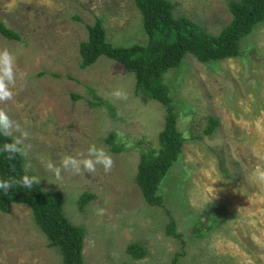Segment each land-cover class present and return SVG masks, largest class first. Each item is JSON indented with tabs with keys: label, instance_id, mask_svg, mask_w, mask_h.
<instances>
[{
	"label": "rangeland",
	"instance_id": "obj_1",
	"mask_svg": "<svg viewBox=\"0 0 264 264\" xmlns=\"http://www.w3.org/2000/svg\"><path fill=\"white\" fill-rule=\"evenodd\" d=\"M168 1L175 17L216 35L231 21L228 3L237 0ZM96 19L113 47L146 43L133 0H0V23L21 39L0 36V49L14 54L24 74L0 110L19 124L13 136L27 133L24 165L43 191L62 194L64 214L84 227V264H172L176 254L180 264H264V185L250 179L264 163L257 159L264 156V23L240 41L237 58L203 65L186 55L164 76L185 143L159 191L163 207H153L135 174L140 153L157 149L166 113L135 94L134 76L121 65L101 57L80 68L79 44ZM117 90L126 98L113 96ZM100 100L108 106L89 105ZM210 117L219 124L206 136ZM111 134L122 153L106 143ZM90 144L110 154L109 171L62 167L67 155L86 156ZM84 193L94 199L81 213L76 202ZM169 215L181 240L166 234ZM133 244L145 251L142 259L127 253ZM0 264H62L25 205L0 212Z\"/></svg>",
	"mask_w": 264,
	"mask_h": 264
},
{
	"label": "trees",
	"instance_id": "obj_2",
	"mask_svg": "<svg viewBox=\"0 0 264 264\" xmlns=\"http://www.w3.org/2000/svg\"><path fill=\"white\" fill-rule=\"evenodd\" d=\"M140 13L144 45L113 47L107 42L101 19L86 26L87 39L79 44L80 68L86 69L104 57L123 67L135 79V94L160 104L166 113L163 130L157 136V149L141 152L135 174V184L149 206L163 207L159 195L169 172L180 160L185 139L177 128V116L163 78L169 70L177 69L186 55L192 56L203 65L217 63L239 56L240 41L264 23V0H237L228 3L231 21L218 34L211 35L198 24L184 17L174 16V5L168 0H133ZM0 36L9 42H20V36L0 23ZM95 100L97 96L90 90ZM78 97H74L77 99ZM92 107L108 106L107 102L89 103ZM219 122L210 117L203 130L204 135L212 136ZM191 134L189 135L190 138ZM191 139V138H190ZM5 142L0 138V145ZM114 154L124 151L113 134L106 140ZM24 156L8 160L0 154V179L19 180L23 175ZM32 175L31 173H29ZM94 199L90 193L81 194L76 202L81 213ZM64 198L60 192H45L40 184L31 190L13 187L7 195L0 192V212L8 214L11 205L27 206L35 226L57 249L62 264H84L83 242L85 229L71 223L64 214ZM194 231L201 233L200 228ZM166 234L177 240L182 235L176 232L175 222L169 215ZM133 259H142L145 251L136 244L127 248ZM180 254H176L172 264H180Z\"/></svg>",
	"mask_w": 264,
	"mask_h": 264
},
{
	"label": "clouds",
	"instance_id": "obj_3",
	"mask_svg": "<svg viewBox=\"0 0 264 264\" xmlns=\"http://www.w3.org/2000/svg\"><path fill=\"white\" fill-rule=\"evenodd\" d=\"M20 75L24 74L18 73L15 67L14 54L7 48L0 49V102L12 99L14 89L17 87V79ZM112 95L117 98H126L125 94L119 90L113 92ZM14 129L19 131V124H16L7 112L0 110V138L5 140L0 145V154H3L8 160L26 155L27 145L24 144V139L27 138V133L22 132L20 137H16L13 136ZM257 159L264 161V156L257 154ZM112 164L113 161L110 154L103 147H97L95 144L89 145L86 156H83L82 153H77L75 156L67 155L61 161L64 169H71L75 174H79L82 170L95 172L97 165H100L107 172L111 169ZM30 167L28 163H25L23 175L19 180L13 178L0 179V192L7 195L14 186L31 190L34 185L39 183V178L29 174ZM250 179L258 185H264V163L257 164L251 170Z\"/></svg>",
	"mask_w": 264,
	"mask_h": 264
}]
</instances>
